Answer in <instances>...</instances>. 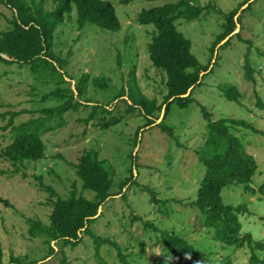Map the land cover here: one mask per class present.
<instances>
[{
	"label": "rangeland",
	"instance_id": "374dc122",
	"mask_svg": "<svg viewBox=\"0 0 264 264\" xmlns=\"http://www.w3.org/2000/svg\"><path fill=\"white\" fill-rule=\"evenodd\" d=\"M39 1L35 0V3ZM110 1L122 23L119 31L93 24L80 28L75 6L56 26L52 51L66 61L61 72L65 73L67 82L61 81V76L49 69L36 74L28 65L0 63V112H21L14 124L43 116V110L64 103L66 99L45 96L57 88L76 89L79 80L86 79L81 100L87 104L65 113V124L43 135L46 157L29 162L27 166H15L3 155L13 140L12 115L0 118V197L4 199L0 200V247L3 263L16 259L15 264H100L95 257L94 238L88 234L74 248L52 241L57 250L52 254L48 237L34 236L30 232L31 220L50 223L53 207L48 198L51 194L53 199L66 198L75 183L82 191L74 166L82 152L90 149L112 164L113 193L119 191L121 181L131 176V169L135 174L134 184H128L123 195L113 197L101 209L103 215L91 225L97 234L116 240L132 264H160L161 260L173 263L171 253L153 231L146 230L143 220L176 231L206 253L214 251L210 257L217 263L222 264L230 258L228 264H251L252 250L247 245L226 247L214 240L213 230L206 228L200 211L189 202L197 198L206 173L200 157L213 153L212 147H206L210 121L205 118L200 104L210 112L211 121L245 119L264 130V108L259 103V100L264 103V0H190L205 10L192 21L179 19L176 23L192 40V52L202 65H210L212 71L196 88V102L185 108L177 103L172 105L165 123L173 135L160 125L152 124L141 129L136 142V134L147 120L139 111L127 112L125 99L128 95L118 98L122 88L127 90L136 84L142 94L157 99L159 104L168 93L165 75L150 59L149 43L154 26L142 25L138 17L145 8L179 0ZM27 2L34 4L33 0ZM45 2L44 7L49 12L56 9L54 0ZM233 11H238L235 20L239 33L228 36H233L228 45L220 47L219 43L215 51L212 50L225 31V14ZM15 13L16 8L0 0V30L12 27ZM247 56L256 70L255 82L245 78ZM96 78L106 85H98ZM223 83L239 88L242 93L239 102L224 96L220 89ZM94 104L114 108L112 115L123 119L108 128L100 126L97 119L86 122ZM164 114L163 111L162 119ZM112 115L106 114V119ZM231 131L255 156L259 169L254 176L253 191L251 188H227L224 197L227 203L247 205L248 210L240 215L242 231L250 232L254 239L264 242V190H260L264 184V135L239 126H232ZM133 154L137 155L136 159ZM152 192L161 200L159 205L152 200ZM86 194L94 193L85 191ZM134 212L142 220H134ZM100 255L108 264H123L118 249L111 243L102 245ZM259 255L264 258V252Z\"/></svg>",
	"mask_w": 264,
	"mask_h": 264
},
{
	"label": "trees",
	"instance_id": "16d2710c",
	"mask_svg": "<svg viewBox=\"0 0 264 264\" xmlns=\"http://www.w3.org/2000/svg\"><path fill=\"white\" fill-rule=\"evenodd\" d=\"M3 1L10 4L12 8H16L17 13L11 21L12 27L0 30V63L28 65L36 74H38L37 71L41 73V70L48 71L49 69L51 73L59 74L61 81L67 82L64 78L65 73L61 72L66 61L56 57L52 51L53 33L56 26L63 21L64 15L72 12L74 6L77 9V22L80 28L88 24L110 31H119L122 28L117 10L110 0H54L57 7L51 12L44 7L45 1L48 0H40L39 3L33 0L34 4H30L27 0ZM204 10L205 7L194 5L190 0H179L145 8L140 12L139 22L142 25L154 26L152 40L149 43L150 59L154 67L165 75L168 93L164 101L159 104L157 99H150L142 94L136 84L130 85L127 90L125 87L122 88L118 98L128 95V99H125L128 104L127 112L139 111L147 120V123L138 130L135 142L139 140L141 129L152 124L160 125L164 131H169L173 135L172 129L165 123L172 105L177 103L178 106L185 108L196 102L194 92L198 86L203 84L205 76L212 69L210 70V65L201 64L199 58L192 52V40L179 30L176 22L179 19L192 21L198 18ZM237 14L238 11L225 14V31L218 38L212 50L215 51L219 43L235 33L238 27L235 20ZM238 33L239 31L235 35ZM231 38L220 47L228 45ZM255 72L247 56L245 78L255 82ZM202 73L204 74L201 77ZM66 77H68L67 73ZM85 80L77 81L76 89L66 87V89L57 88L49 92L45 98L56 97L66 100L58 107L43 110V116L32 117L19 124H14V119L21 112H0V118L6 119L8 114L12 115L10 125H12L13 140L3 152L12 164L27 166L29 162H36L46 157L47 146L43 135L63 126L66 122L64 121L65 113L87 105L81 100L85 94ZM96 83L100 86L106 85L99 78H96ZM220 89L230 101L239 102L242 97L241 91L234 84L223 83ZM190 90V94L187 95ZM259 103L264 108V103L260 100ZM200 106L205 118L210 121L208 123L210 137L206 147H212L213 153L210 156L200 157L206 167V173L198 189L197 198L190 201L189 205L200 211L206 228L213 230L214 240L226 247L243 248L247 245L252 250L251 264L264 263V258L261 259L259 255L264 252V242L254 239L250 232L242 231L240 215L248 210L247 205L227 203L224 197L227 188H251L250 190L253 191L254 176L259 169L255 156L248 152L243 140L231 131V127L239 126L262 135H264V130L245 119L225 118L211 121L210 112L204 105L200 104ZM113 110L114 108L108 105L94 104L86 122L97 119L103 128L118 124L123 117L113 116ZM163 111L165 117L159 121ZM106 114L112 116L106 119ZM132 157L136 159L137 155L133 154ZM74 167L81 181L82 191H79L75 183L74 189L66 198L58 196L53 199V194H51L48 198V202L53 207L50 223L31 220L30 232L34 236L46 235L52 254L57 252L52 241L74 248L80 245L85 234H88L94 238L95 257L100 264H108L100 255V249L106 243H111L118 249V256L123 264H132L116 240L97 234L91 229V225L103 215L101 209L113 197L122 194L128 184H134L133 170L131 169V176L120 182L119 191L113 193L115 175L112 164L109 160L102 159L97 151L85 149ZM260 190H264V184L261 185ZM85 191H91L94 194L85 195ZM0 200L4 199L0 197ZM152 200L156 205H159L161 201L154 192H152ZM5 202L9 203L7 200ZM133 216L134 220H142V217L135 212ZM143 223L146 230L153 231L156 237L161 239L165 249L171 253L172 264H221L210 257L215 254L214 251L211 250L208 253L202 251L176 231L162 229L149 220H143ZM15 261L16 259H12L8 264H15ZM229 261L230 258L222 264H228ZM0 264H4L1 247ZM160 264L168 263L166 260H161Z\"/></svg>",
	"mask_w": 264,
	"mask_h": 264
},
{
	"label": "water",
	"instance_id": "95a60500",
	"mask_svg": "<svg viewBox=\"0 0 264 264\" xmlns=\"http://www.w3.org/2000/svg\"><path fill=\"white\" fill-rule=\"evenodd\" d=\"M237 17H238V16H237ZM237 17H236V18H237ZM238 29H239V26L237 27V30H236L235 32H237ZM228 39H229L228 37H227L226 39H224V40L220 43V45L224 44ZM203 74H204V73L201 74V77L203 76ZM191 90H192V89H191ZM191 90L187 93V95L190 94ZM161 119H162V118H160L159 121H161Z\"/></svg>",
	"mask_w": 264,
	"mask_h": 264
}]
</instances>
